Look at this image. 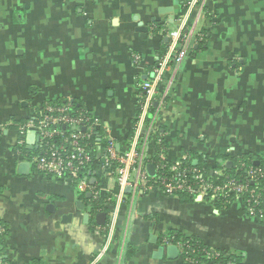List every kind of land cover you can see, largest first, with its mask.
Returning a JSON list of instances; mask_svg holds the SVG:
<instances>
[{
  "label": "crops",
  "instance_id": "crops-1",
  "mask_svg": "<svg viewBox=\"0 0 264 264\" xmlns=\"http://www.w3.org/2000/svg\"><path fill=\"white\" fill-rule=\"evenodd\" d=\"M184 1L0 0L1 264H190L180 249L174 258L159 252L172 244L163 242L168 233L200 241L224 264H264V218L239 198L224 207L157 187L113 194L115 164H98L90 184L112 197L95 211L87 189L37 174L16 152L14 122L65 103L98 118L132 166L140 87L167 51ZM193 25L206 42L177 69L168 63L147 144L135 148L149 175L161 144L166 162L189 158L210 170L230 156L264 158V0H205L187 20ZM27 133L24 149L37 154L38 135L28 149ZM97 212L106 214L102 224Z\"/></svg>",
  "mask_w": 264,
  "mask_h": 264
},
{
  "label": "built area",
  "instance_id": "built-area-1",
  "mask_svg": "<svg viewBox=\"0 0 264 264\" xmlns=\"http://www.w3.org/2000/svg\"><path fill=\"white\" fill-rule=\"evenodd\" d=\"M205 0H185L184 10L176 19L177 26L174 32L169 35L170 43L167 51L158 58L157 63L148 72L142 82L139 94V109L136 115L134 135L131 142V149L134 156L132 166H128L127 158L119 156L115 150L114 142L105 135V145L102 156L90 151V140L103 130L105 125L85 109H72L68 104H46L41 114L24 121H16L14 125L18 133L16 141V152L21 157H26L34 171L45 177L56 180H68L74 183L80 190L87 189L91 193L90 205L94 208L95 201L100 195V190L90 184L91 170L90 163L94 159L99 160V164L105 168L115 164V177L119 193L125 187H130L133 191L141 190L146 192L151 187H157L167 195H179L187 193L195 198L208 197L215 200L218 204L226 206L228 196L230 203L233 199L242 200L247 213L257 217L256 207L264 201V196L256 188H250L249 183L258 179L263 170L259 167H249L246 170L247 178L238 180L228 178L215 183L205 178L197 167L183 164V161L170 164L164 160V148L160 145V139L156 142L160 145L158 149V159L155 161V173L147 174L142 166V158L136 153L139 141L147 144L149 130L152 124L146 126L147 117L152 111L153 103L157 98L158 85L163 80V74L168 63H172L173 69H177L180 63L187 56L190 48L203 39L204 33L196 31L194 25L187 27V20L191 15L201 14ZM154 112V110H153ZM151 125V126H150ZM71 127L72 131L63 132L60 127ZM84 127V130L73 129ZM145 128V130H144ZM34 131L38 135L37 154L29 155L24 152V137L27 132ZM186 159V158H184ZM225 164L221 168H214L212 173L216 176H225ZM87 170H89L87 172ZM170 172V173H168ZM151 182V183H149ZM5 232V227L0 223V236ZM163 242L170 243L166 236ZM182 252V243L175 244ZM209 250V249H208ZM105 248L99 254L102 256ZM208 257H215L213 251H206ZM188 263L194 262L191 257L184 258ZM1 264V262H0Z\"/></svg>",
  "mask_w": 264,
  "mask_h": 264
},
{
  "label": "trees",
  "instance_id": "trees-1",
  "mask_svg": "<svg viewBox=\"0 0 264 264\" xmlns=\"http://www.w3.org/2000/svg\"><path fill=\"white\" fill-rule=\"evenodd\" d=\"M183 10H184V8H183ZM156 25L158 27H161V25H159V23ZM206 38H207V34L204 33L203 39L196 43L197 46L201 47V45L206 42ZM191 48L188 52V55L191 51ZM165 50H166V46H163L160 50L159 57L161 55H163ZM57 104H61V103H57ZM80 108L81 107L72 106V109H75V110H78ZM137 113H138V110H137ZM137 113H136V115H137ZM21 121H24V120H21ZM60 130H62L65 133L72 131L71 127L63 128L62 126L60 127ZM105 143L106 142L104 139V134L101 130H99L98 134L96 136H93L92 139L90 140V146H91L90 151L92 153L94 152V154L103 153V148H104ZM23 150H24V152H26V150L24 148H23ZM228 160L231 161V166H227L226 164H225V166H223L225 169V176H223V177H219V176L214 175L212 173L213 170H210V167L206 163H205V166L201 165V164H195L194 165L189 158H186L183 160V164H187V165H190L192 167L199 168L201 173L203 174V176H205V178H208L215 183L221 182V181L226 180L228 178H235V179L243 181L247 178V176H246L247 168L259 167L263 170V173L258 179L254 180L253 182H250L249 187L250 188L253 187V188L258 189L260 191L261 195L264 196V158L255 156L253 154H242V155L230 156L228 158ZM255 162H258V163L256 164ZM98 164H99V160L94 159L90 163L89 169L93 170ZM88 171L89 170H87V172ZM168 173H170V172H168ZM149 183H151V182H149ZM117 191H118V186H116L115 190L113 191V194L117 193ZM179 196H181L182 198L187 199V200L188 199L189 200L194 199L193 196H191L187 193H180ZM111 197H112L111 194H107L104 197L99 195L97 200L94 202L95 205H94L93 209L95 211H103L105 208L104 207L105 200H107L108 198H111ZM227 198L229 200L226 203V206H228L230 204V200H231L230 196H228ZM244 208H245V206H244ZM256 211L258 212L257 217L264 218V201H262L261 204L256 207ZM0 238H1V236H0ZM167 238H168L169 242L172 244H177L180 242L184 245V247L182 246V252L180 250V256L182 257V259H184L185 257L193 258L194 262H192L190 264H205L208 261H213V264H224L225 263V259L221 255H217L215 257H208L206 255V251L209 252V250L200 241H197V240L192 239V238H186V237L180 236L179 234L174 235L172 233H168ZM0 260H4V258L2 257L1 248H0Z\"/></svg>",
  "mask_w": 264,
  "mask_h": 264
},
{
  "label": "water",
  "instance_id": "water-1",
  "mask_svg": "<svg viewBox=\"0 0 264 264\" xmlns=\"http://www.w3.org/2000/svg\"><path fill=\"white\" fill-rule=\"evenodd\" d=\"M144 29H147V28H144ZM63 128H65V126H63ZM73 129H81V130H84L85 128L84 127H81V128H78L76 126H72ZM34 135H35V132L34 131H30L27 133V145H26V148H31V145L28 144L30 142H32V139L34 138ZM36 139H37V136H36ZM256 164L258 162H255ZM227 166H231V161L228 160V162L226 163ZM150 174H154V171L152 170V168H150ZM94 177L90 178V183L93 184L94 182ZM129 187H125V190L128 191ZM86 195L89 197L90 196V192L86 193ZM105 217H106V214L104 212H97L95 214V218H96V221L100 224H102L105 220ZM164 249L166 250L167 254H168V257L170 258H174L178 255L179 253V248L175 245V244H169L165 247H160L159 248V252H162L164 251Z\"/></svg>",
  "mask_w": 264,
  "mask_h": 264
}]
</instances>
